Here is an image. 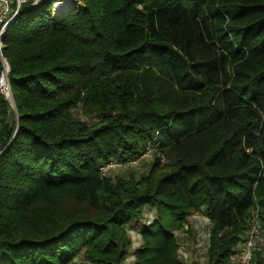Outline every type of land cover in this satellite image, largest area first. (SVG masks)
Listing matches in <instances>:
<instances>
[{"label": "trees", "instance_id": "16d2710c", "mask_svg": "<svg viewBox=\"0 0 264 264\" xmlns=\"http://www.w3.org/2000/svg\"><path fill=\"white\" fill-rule=\"evenodd\" d=\"M52 2L22 4L3 39L0 264H123L132 229L133 264H197L176 234L195 214L206 264H228L257 211L264 234V0ZM156 135L165 164L101 176Z\"/></svg>", "mask_w": 264, "mask_h": 264}, {"label": "built area", "instance_id": "2783aa9c", "mask_svg": "<svg viewBox=\"0 0 264 264\" xmlns=\"http://www.w3.org/2000/svg\"><path fill=\"white\" fill-rule=\"evenodd\" d=\"M28 1H32L33 7H36L43 3L45 0H0V62L3 67V71L0 76V93L6 97L13 108L14 99L9 81L10 65L3 54V50L5 48L3 39L8 31L9 26L16 19L21 5L27 3ZM57 2L59 3V5H57ZM81 4L82 3L80 2V0H53V15L55 18H57L55 16L56 9H61L68 5H74V9H76ZM159 145L160 142L158 141V135H156L155 138L147 142L140 156L126 162L110 161L107 164L102 165L99 169V172L102 177H110L112 175V172H115L117 170L136 169L141 166V163L143 161H147L149 159L153 161L155 158L159 159L161 164H165L167 162V159L158 151L157 148L159 147ZM145 218L147 220V223L151 224L154 220V215H149L147 213L145 215ZM204 219L206 220V224L210 227L209 219L206 217ZM209 240V229L207 231L198 230L195 247L200 256L199 260L201 261L203 260L202 257L204 255L206 256L207 254ZM256 254L260 255L262 264H264V234L262 233L259 225L258 211L252 215L249 221V229L247 230L243 239L238 243V245L229 255L228 264H253ZM179 256L184 261H188L189 259V255L184 252V248L181 247V245L179 248Z\"/></svg>", "mask_w": 264, "mask_h": 264}, {"label": "rangeland", "instance_id": "374dc122", "mask_svg": "<svg viewBox=\"0 0 264 264\" xmlns=\"http://www.w3.org/2000/svg\"><path fill=\"white\" fill-rule=\"evenodd\" d=\"M80 6H79L80 8L84 7L82 6V4ZM70 7L71 9L64 10L63 14L66 15L75 10L74 5H71ZM79 115L81 119L88 121V118L82 112H80ZM151 162L152 161L149 159L147 161H143L139 168L117 170L115 172H112V175L110 177H112L113 179H116L117 177H128V175L131 172L140 174L142 172H145L149 168V165ZM146 213H148L149 215L151 214H153L154 216L156 215L154 210H148L146 211ZM204 218L205 216L202 214H195L188 219V224L185 226L183 230L176 232L178 241L181 247H183L184 252L189 255V259L187 261L189 263L196 262L197 264H206V260H207L206 256L204 255L202 257L203 258L202 261L199 260L200 256L195 247L198 230L207 231L209 229V226L206 224V220ZM129 235L132 240V245L130 248V255L128 256V258L125 260L123 264H133L134 256L132 255V253L137 248V246L141 243V235L138 230H133V229L129 230ZM73 264H90V263H88L82 256H80L75 260Z\"/></svg>", "mask_w": 264, "mask_h": 264}, {"label": "bare ground", "instance_id": "6f19581e", "mask_svg": "<svg viewBox=\"0 0 264 264\" xmlns=\"http://www.w3.org/2000/svg\"><path fill=\"white\" fill-rule=\"evenodd\" d=\"M69 1H73V0H69ZM57 5H59L58 2H57ZM66 9H71L70 5L65 6V7L61 8V9H56V10H55V16H56L57 18H62V17H64L65 14H63V11L66 10Z\"/></svg>", "mask_w": 264, "mask_h": 264}, {"label": "water", "instance_id": "95a60500", "mask_svg": "<svg viewBox=\"0 0 264 264\" xmlns=\"http://www.w3.org/2000/svg\"><path fill=\"white\" fill-rule=\"evenodd\" d=\"M13 109L15 110V113L18 114L15 104H14V108Z\"/></svg>", "mask_w": 264, "mask_h": 264}]
</instances>
